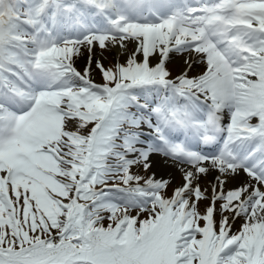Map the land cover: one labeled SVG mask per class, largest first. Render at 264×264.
<instances>
[{"label": "snow or ice", "instance_id": "1", "mask_svg": "<svg viewBox=\"0 0 264 264\" xmlns=\"http://www.w3.org/2000/svg\"><path fill=\"white\" fill-rule=\"evenodd\" d=\"M0 264H264V0H0Z\"/></svg>", "mask_w": 264, "mask_h": 264}, {"label": "rangeland", "instance_id": "2", "mask_svg": "<svg viewBox=\"0 0 264 264\" xmlns=\"http://www.w3.org/2000/svg\"><path fill=\"white\" fill-rule=\"evenodd\" d=\"M109 59H112V57H111V56H109Z\"/></svg>", "mask_w": 264, "mask_h": 264}, {"label": "bare ground", "instance_id": "3", "mask_svg": "<svg viewBox=\"0 0 264 264\" xmlns=\"http://www.w3.org/2000/svg\"><path fill=\"white\" fill-rule=\"evenodd\" d=\"M105 55H107V54H105Z\"/></svg>", "mask_w": 264, "mask_h": 264}]
</instances>
